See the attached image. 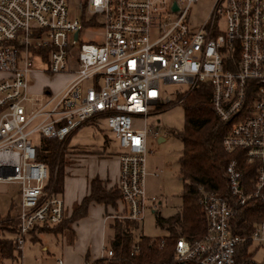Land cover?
I'll return each instance as SVG.
<instances>
[{
    "label": "built area",
    "instance_id": "2783aa9c",
    "mask_svg": "<svg viewBox=\"0 0 264 264\" xmlns=\"http://www.w3.org/2000/svg\"><path fill=\"white\" fill-rule=\"evenodd\" d=\"M198 5L206 12L196 19ZM92 25L102 31L95 45L81 38ZM34 71L71 78L33 94ZM0 74V184L17 186L20 257L31 229L66 218L34 136L64 142L92 120L104 124L119 147L117 218L140 224L148 204H160L145 190L147 120L169 88L188 94L206 83L215 115L231 125L223 149L236 158L225 170L228 199L200 190L206 231L177 240L174 264H234L248 241L264 251V223L247 238L230 230L237 208L264 198V0H0ZM111 255L104 247L100 258Z\"/></svg>",
    "mask_w": 264,
    "mask_h": 264
},
{
    "label": "trees",
    "instance_id": "16d2710c",
    "mask_svg": "<svg viewBox=\"0 0 264 264\" xmlns=\"http://www.w3.org/2000/svg\"><path fill=\"white\" fill-rule=\"evenodd\" d=\"M210 95L211 87L208 83L200 84L192 90L181 102L184 128L181 132H171L182 144L178 177L183 184V192L178 213L168 218L155 214L156 225L166 230L167 235L158 239L143 235L136 237L134 232L139 229L138 223L112 218L108 224L112 234L105 240V248L112 255L93 261L87 255L84 264H174L177 240L182 238L191 242L204 235L207 220L204 210L198 204L200 190L217 193L228 199L225 170L228 163L236 158L235 154L226 153L223 149V139L231 125L217 118L210 104ZM33 144L37 161L47 168L46 189L50 188L57 195L62 194L66 146L60 147L62 143L38 135L33 137ZM240 161L244 179L252 178L253 173L248 169L249 166ZM119 199L118 191H106L102 182L95 178L90 183L88 196L83 198L69 217L54 226L34 227L27 237L34 232L54 236L70 233L72 225L87 215L92 203L114 207ZM6 218L0 222V264L16 263L20 257L15 243L16 222L13 217ZM263 223L264 198L252 200L237 208L230 221V230L234 236L247 238ZM253 245L250 241L239 244L235 248L234 264H257L253 256L258 247L255 246L251 251Z\"/></svg>",
    "mask_w": 264,
    "mask_h": 264
},
{
    "label": "rangeland",
    "instance_id": "374dc122",
    "mask_svg": "<svg viewBox=\"0 0 264 264\" xmlns=\"http://www.w3.org/2000/svg\"><path fill=\"white\" fill-rule=\"evenodd\" d=\"M205 12L206 9L200 5L194 7L196 19L202 18ZM81 38L84 43L95 45L101 42L102 31L98 26L92 25L90 28L83 31ZM34 70H38V67L34 66ZM47 78L49 79H46V81H50L47 84L49 87L47 89L51 91L59 90L69 81V78L63 75L47 76ZM88 83L89 82H86L85 84ZM167 94L170 100L157 107L153 112L154 114L150 115L147 120L148 128L151 132L147 137V146L148 150L152 152L149 151L146 156L147 176L145 180V190L148 197H156L160 204L156 205V210H154V207L150 208V204H148L144 219L139 224V229L134 232L136 237L140 235L151 239L165 237L167 231L156 225L155 214H159L163 218H168L178 213L181 207L183 184L178 177V160L181 156L182 144L171 132H181L184 128L183 108L179 101L185 99L189 93L187 94L181 90L169 88ZM85 126L96 128L97 133L101 136L104 134L105 141L107 140L105 137L106 133L110 137V142L117 143L118 146V142L114 135L108 131L101 122L92 120L86 123ZM158 137L165 139V141L158 143ZM95 138L96 137L93 139ZM69 142L70 138L64 142H60L62 143L60 147L66 146V148H68ZM69 159L70 157L65 153V167L68 165ZM154 173H156V176ZM16 190L17 186L12 184L5 186V192L0 190V222L6 217L10 218L15 215L18 203V199L15 196ZM65 234H67V232H64L62 235ZM111 234L107 225L105 237L108 239ZM36 238L32 237L31 240L34 241ZM42 239L46 246H48L47 253L40 252V247L37 244H31L26 241L22 253V263L20 259H18L16 263L13 262L12 264H45L60 259L59 253L60 247L62 246H60L59 237H54L52 234H45ZM255 246L257 245L254 244L252 246L251 251L255 249ZM253 257L257 264H262L264 261V251L259 248L258 251L254 253Z\"/></svg>",
    "mask_w": 264,
    "mask_h": 264
},
{
    "label": "crops",
    "instance_id": "0c3cea01",
    "mask_svg": "<svg viewBox=\"0 0 264 264\" xmlns=\"http://www.w3.org/2000/svg\"><path fill=\"white\" fill-rule=\"evenodd\" d=\"M70 80V75H63ZM3 74H0V79ZM52 78V77H51ZM47 76L34 71L30 74L29 90L31 93H39L42 89L49 88L46 81ZM65 84V83H64ZM63 87V86H62ZM96 128L83 126L70 137V142L66 150L70 157L68 165L65 167V178L63 183L62 196L65 204L66 218L69 217L74 208L89 194L90 183L97 178L102 182L106 191H118L119 180V147L117 143L110 142V137L105 133L103 136L97 133ZM96 134V135H95ZM96 137L95 139H93ZM165 139L158 137L157 142H164ZM11 184H0L1 191L5 192V186ZM17 190L15 196L17 197ZM124 213V206L120 199L116 206H104L92 203L87 211V215L72 225V232L65 235L59 234L54 237L60 239V259L63 264H84L88 255L90 260L100 258L102 249L105 247L106 226L112 218ZM45 234L34 232L32 236L26 238L31 244H37L40 252H46V246L42 237ZM36 238L32 241L29 238ZM42 239V240H41ZM25 241V243H26ZM21 250L20 262L22 263ZM45 264H54L45 263Z\"/></svg>",
    "mask_w": 264,
    "mask_h": 264
}]
</instances>
